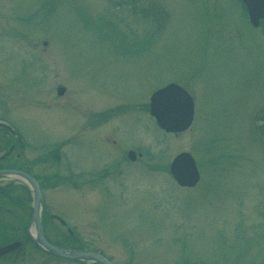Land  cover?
I'll list each match as a JSON object with an SVG mask.
<instances>
[{
    "label": "rangeland",
    "instance_id": "rangeland-1",
    "mask_svg": "<svg viewBox=\"0 0 264 264\" xmlns=\"http://www.w3.org/2000/svg\"><path fill=\"white\" fill-rule=\"evenodd\" d=\"M170 82L194 100L173 134L148 110ZM0 122L13 153L58 148L32 171L60 237L116 264H264V21L239 0H0ZM181 152L193 187L169 171Z\"/></svg>",
    "mask_w": 264,
    "mask_h": 264
},
{
    "label": "flooded vegetation",
    "instance_id": "flooded-vegetation-1",
    "mask_svg": "<svg viewBox=\"0 0 264 264\" xmlns=\"http://www.w3.org/2000/svg\"><path fill=\"white\" fill-rule=\"evenodd\" d=\"M40 145L42 146L40 147ZM40 145H36L37 147L33 146L32 148L44 152V145ZM12 152L13 147L11 146L5 150V155L0 157V168H16L30 173L36 178L40 188L45 184V178L37 176L36 174L38 173L32 171L33 168H35V162L39 163L42 158V161H44L46 157L48 160L50 159L56 163L58 162L56 160H59V154L57 153L58 148H54L51 153L47 154L37 152V157H34L35 159L32 160H29L28 153H25L24 149V153ZM123 153L124 152L120 154L121 157H123ZM15 161H17L16 164ZM16 183L18 182H11L10 180L9 182H0V247H6L3 252L0 251V264H101L87 258L78 259L54 255L35 243L33 238L36 233L35 228L34 226H30L32 217V206L29 205L30 196L26 195L25 197H19V193L15 194L19 188L18 186L13 188V185H16ZM11 188H13L12 194H7V190H11ZM47 219L49 220L46 222ZM39 222L46 240L52 245L64 250L94 251L103 255L91 248L87 243H84L77 234H74V229L67 228V235L64 234L60 237L57 228H59L60 225L64 226L66 224L56 212L52 213L48 210H44L40 214ZM45 223L53 226V230H55L58 235L56 239L47 234ZM65 236L67 237L64 238ZM103 256L112 264H116L107 256Z\"/></svg>",
    "mask_w": 264,
    "mask_h": 264
},
{
    "label": "water",
    "instance_id": "water-1",
    "mask_svg": "<svg viewBox=\"0 0 264 264\" xmlns=\"http://www.w3.org/2000/svg\"><path fill=\"white\" fill-rule=\"evenodd\" d=\"M246 5L249 19L253 25L257 24L259 17L264 18V0H242ZM59 94L63 92L59 88ZM150 114L155 117L157 125L166 132H178L185 130L192 120L193 102L189 94L180 86L171 83L157 90L150 97ZM130 158L134 157L133 152L128 153ZM170 171L175 180L184 186L194 185L198 180V173L192 157L187 153L177 155L170 165ZM12 176L25 179L33 191V216L38 231L37 241L49 252L71 258H92L102 264H110L102 257L91 252H67L61 248L48 243L41 232H39V211H40V192L35 181L27 174L16 170H0L1 176Z\"/></svg>",
    "mask_w": 264,
    "mask_h": 264
}]
</instances>
